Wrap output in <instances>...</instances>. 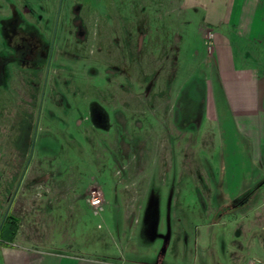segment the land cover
<instances>
[{"label": "rangeland", "instance_id": "374dc122", "mask_svg": "<svg viewBox=\"0 0 264 264\" xmlns=\"http://www.w3.org/2000/svg\"><path fill=\"white\" fill-rule=\"evenodd\" d=\"M202 14L185 0H0L3 168L13 193L42 105L27 172L43 177L25 198L46 202L47 243L146 263L264 262L262 182L214 176L254 167L221 97L218 116L206 112L219 87Z\"/></svg>", "mask_w": 264, "mask_h": 264}, {"label": "crops", "instance_id": "0c3cea01", "mask_svg": "<svg viewBox=\"0 0 264 264\" xmlns=\"http://www.w3.org/2000/svg\"><path fill=\"white\" fill-rule=\"evenodd\" d=\"M185 5L202 9L203 23L212 32L211 56L216 65L219 91L209 90L207 106L210 108L206 112L216 118L219 113L217 98L221 97L224 106L240 121L239 128L248 138V145L252 146V157L246 156L254 167L252 172L246 174L239 170L234 173L236 169L228 168L213 175L229 176V180L224 181L229 187H255L261 181L260 190L264 195V0H185ZM3 158L0 152V264H164L160 256L151 253L145 254L150 263L138 261L143 253L137 254L138 260L132 259L133 253L122 248L114 252L91 253L76 251L70 243L63 241L50 245L38 234L46 202L25 198V193L36 186L31 181L36 182L34 177L42 178L43 174L28 175L31 158L12 193L16 174L7 171L9 177H5ZM237 177L251 178L240 180ZM34 211L39 215L35 219ZM9 217L17 219L15 234L11 229L14 222ZM252 259L264 264L255 256H243L234 261L248 264Z\"/></svg>", "mask_w": 264, "mask_h": 264}, {"label": "water", "instance_id": "95a60500", "mask_svg": "<svg viewBox=\"0 0 264 264\" xmlns=\"http://www.w3.org/2000/svg\"><path fill=\"white\" fill-rule=\"evenodd\" d=\"M61 7H62V3H60V7H59V11H58V15H57V23H56V26H55V31L57 30V27H58V21H59V17H60ZM54 40H55V36H54ZM54 40H53V43H52L51 54H50L49 61H48V68H49L50 63H51V61H52V52H53V50H54ZM48 70H49V69H48ZM44 93H45V91L43 92L42 102H43V100H44ZM41 109H42V105L40 106V112H39V117H38V121H37V127H36V131H35V136H34L33 143H32V152H31L30 159L32 158V155H33V153H34V147H35V144H36V138H37L38 124H39V122H40V113H41Z\"/></svg>", "mask_w": 264, "mask_h": 264}, {"label": "built area", "instance_id": "2783aa9c", "mask_svg": "<svg viewBox=\"0 0 264 264\" xmlns=\"http://www.w3.org/2000/svg\"><path fill=\"white\" fill-rule=\"evenodd\" d=\"M102 199L100 198V197H95V198H93V200H92V203H93V205H97V204H99L100 203V201H101ZM248 264H263L262 262H260V261H258V260H250L249 262H248Z\"/></svg>", "mask_w": 264, "mask_h": 264}, {"label": "trees", "instance_id": "16d2710c", "mask_svg": "<svg viewBox=\"0 0 264 264\" xmlns=\"http://www.w3.org/2000/svg\"><path fill=\"white\" fill-rule=\"evenodd\" d=\"M9 219L13 220L14 222L13 227L11 229L13 230V233L15 234L17 232V225H16L17 219L14 217H9Z\"/></svg>", "mask_w": 264, "mask_h": 264}]
</instances>
